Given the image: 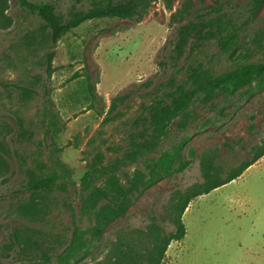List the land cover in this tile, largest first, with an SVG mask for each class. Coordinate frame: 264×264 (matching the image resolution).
<instances>
[{
  "label": "rangeland",
  "instance_id": "rangeland-1",
  "mask_svg": "<svg viewBox=\"0 0 264 264\" xmlns=\"http://www.w3.org/2000/svg\"><path fill=\"white\" fill-rule=\"evenodd\" d=\"M47 1L57 3L65 15L88 2ZM183 1L175 0L173 11L156 2L141 23L118 19L87 22L53 49L45 23L19 0H9L13 25L0 28V138L7 146L10 165L0 179V264H52L44 260V254L52 256L64 249L74 217L83 226L92 224L81 211V180L87 164L98 155L106 163L123 158L130 149L131 135L141 129L138 122L146 107L165 97L174 82H184L189 66L204 63L221 74L236 66L239 54L253 48L254 34L263 25L264 6L254 21L243 25L245 31L234 55L213 44L202 52L188 48L179 57L175 47L181 26L199 16L209 17L212 8L221 6L244 22L249 2L194 0L192 16L173 19ZM53 51L51 77L48 62ZM49 113L57 116V128L50 125ZM189 128L195 161L147 190L129 214L109 228L98 253L80 264L104 260L119 237L146 232L154 218L165 232L174 231L172 197L202 181V153L217 148L220 163L228 171L251 158V150L264 140V90L249 98L219 94L213 101L200 99L192 107ZM182 135L175 126L153 156L172 150ZM228 143L235 146L234 151ZM191 158L187 149L184 160ZM57 160L72 173L67 189L56 188L44 196L43 219H26L19 206L30 198L25 188L28 172L53 174ZM142 168L141 162L131 163L119 174L124 178ZM184 222L187 235L171 244L166 264H262L264 158L238 180L194 200Z\"/></svg>",
  "mask_w": 264,
  "mask_h": 264
},
{
  "label": "trees",
  "instance_id": "trees-1",
  "mask_svg": "<svg viewBox=\"0 0 264 264\" xmlns=\"http://www.w3.org/2000/svg\"><path fill=\"white\" fill-rule=\"evenodd\" d=\"M21 6L36 14L50 31L48 40L54 49L69 33L87 22L96 20H130L136 23L144 21L156 2H161L173 11L175 0H88L82 9L74 7L69 14L60 13L59 6L47 0H19ZM234 0H231V2ZM264 6V0H249L246 7L247 19L235 17L223 11V7L212 8L209 17L199 16L178 29L175 51L183 57L188 48L197 51L215 44L223 53L234 55L237 50L244 24L254 21ZM9 0H0V28L9 29L13 25L8 15ZM194 0H184L182 8L173 14V19L180 16L182 20L192 16ZM213 13V14H212ZM216 15V16H213ZM33 40V39H32ZM248 53L239 54L236 66L227 72L216 74L204 63L191 65L186 70L187 79L173 83L172 90L165 97L149 104L139 119L140 130L131 135L130 149L123 158L106 163L98 155L87 164V172L81 180L84 193L81 211L92 219V224L83 226L74 217L72 234L64 249L54 255L44 254V260L52 264L85 263L98 253L103 246L109 228L124 218L139 198L150 188L167 178L181 173L195 161L197 153L191 147L194 137L189 128L192 107L200 99L213 101L219 94L232 97H251L255 92L264 90V18L263 25L253 37V48ZM56 53L49 55V75L52 77L53 62ZM244 91H240L241 89ZM29 94L32 90L22 88ZM50 125L57 128L58 118L48 114ZM181 120V123H177ZM177 126L183 135L180 142L172 149L158 157L153 156L161 145L170 138L173 128ZM255 126H252L254 130ZM58 130L56 129V133ZM0 138V179L9 171L6 159L7 148ZM229 150L235 146L227 144ZM189 149V161H185V151ZM251 158L228 171L220 163V152L216 149L206 150L200 156L202 181L185 192L177 191L171 200V220L175 230L167 233L162 224L154 218L146 232H138L130 237H119L112 245L108 256L97 264H166L167 253L173 242L185 239L187 228L184 216L192 202L208 195L241 178L252 166L264 158V140L251 150ZM141 162L142 169H137L122 178L119 172L131 163ZM57 172L38 175L28 172L25 186L30 198L19 206L20 214L26 219L40 221L44 218V196L56 188L67 189L72 173L61 161L55 162Z\"/></svg>",
  "mask_w": 264,
  "mask_h": 264
},
{
  "label": "crops",
  "instance_id": "crops-1",
  "mask_svg": "<svg viewBox=\"0 0 264 264\" xmlns=\"http://www.w3.org/2000/svg\"><path fill=\"white\" fill-rule=\"evenodd\" d=\"M262 264H264V262Z\"/></svg>",
  "mask_w": 264,
  "mask_h": 264
}]
</instances>
